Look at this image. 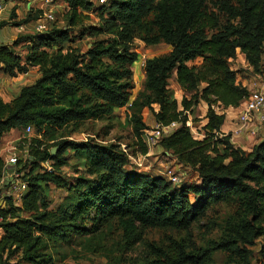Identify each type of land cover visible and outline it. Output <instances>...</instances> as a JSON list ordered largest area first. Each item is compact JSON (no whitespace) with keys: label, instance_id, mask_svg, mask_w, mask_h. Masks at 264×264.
Instances as JSON below:
<instances>
[{"label":"trees","instance_id":"16d2710c","mask_svg":"<svg viewBox=\"0 0 264 264\" xmlns=\"http://www.w3.org/2000/svg\"><path fill=\"white\" fill-rule=\"evenodd\" d=\"M64 4L63 27L38 35L39 47L50 52L32 47L22 64L10 47L0 45V71L9 77L26 74L29 66L39 68V77L19 89L10 102L0 98V144L5 134L26 126L38 136L30 139L27 148L29 160L23 178L28 189L21 207H14L5 197L4 208H0V264L15 258L23 264H50L51 257L44 252L46 241L57 243L72 234L91 237L82 244L87 248L96 238L102 250L112 227L120 232L116 243L126 253L142 242L144 230L160 226L188 230L217 203L232 204V213L221 239L212 247L172 241L167 249L148 247L132 264H212L214 252L226 256L225 264H252L251 247L260 238L258 253L264 264V136L250 151L242 150L230 141V133H221L225 115L212 108L214 104L237 108L249 95L236 84L235 72L229 67L237 51L253 72L264 74V0H110L99 7L89 0H64ZM91 9L101 17L109 15L105 27L113 40L96 42L84 53L71 48L63 51L70 31L82 25ZM13 10L16 7L9 10L12 19L16 16ZM39 14V10H29L15 25L33 22ZM138 30L143 34L138 35ZM135 38L149 45L163 42L171 48L144 67V90L149 94H139L130 114L137 152L148 153L141 138L146 127L140 110L156 104L158 111L153 115L157 124L180 123L160 140L161 148L179 164L192 168L199 185L172 189L159 177L123 172L127 159L112 146L61 141L54 145V156L43 149L39 139L43 126L45 131H57L70 122L95 119L125 106L129 89L118 82L122 78L119 71L135 60L129 53ZM104 58L113 65H105ZM196 59L202 60L200 66H186ZM173 73L186 91L199 82L205 84L198 97L182 98V110L167 97V79ZM86 97L88 102H84ZM199 100L207 105L202 140L185 127L187 118L183 116L192 113ZM66 149L88 164L87 173L94 179L80 177L75 185L64 181L58 170L65 164L62 153ZM46 162L50 170L42 166ZM3 165L0 153V187ZM49 183L69 193L55 211L47 210L42 193V186ZM190 194L193 203H189Z\"/></svg>","mask_w":264,"mask_h":264},{"label":"rangeland","instance_id":"374dc122","mask_svg":"<svg viewBox=\"0 0 264 264\" xmlns=\"http://www.w3.org/2000/svg\"><path fill=\"white\" fill-rule=\"evenodd\" d=\"M24 4L25 2H22L16 7V11L18 10L19 14L13 10L16 15L14 19L9 17L10 13L6 18H0V30L6 28L7 31V35L4 36V41L0 45L10 47L20 58L22 64L25 63V59L30 53L32 47H38L39 50L50 52L47 49L39 47V39L41 36L39 37L38 34L33 31L32 22L26 23L22 28L15 25V23L19 21L21 23L25 18L27 10L22 8ZM35 6L40 7L41 5L37 4ZM56 7H58V9H63L64 1L58 0ZM108 18L109 15L107 13H103L101 17L99 12H94L91 9L88 12V18L82 23V25L70 31V38L63 44V51H66L67 48H71L84 53L96 42L102 41L109 43L113 40V37L108 33L107 28L105 27V19ZM8 21L11 22L8 23ZM142 25H144V23ZM54 27H63L61 14L59 13H56ZM142 34L143 32L138 30V35ZM14 43H16V46H14ZM170 51L171 48L163 42L149 45L141 39L135 38L129 47V53L135 55V60L119 71L120 77L122 78H120L118 82L129 89V97L125 106L123 108L113 109L107 115L99 116L95 119H87L81 122H70L57 131H52L50 129L45 131L43 126L40 130L41 135H39V139H41L43 144V149H49V151L54 150V153L56 154L57 147L54 145L61 141L72 143L89 142L104 148L112 146L116 147L115 150L122 153L127 159L126 165L122 168L123 172H132L149 177H159L170 184L172 189H181L185 186L199 185L197 174L192 168L179 164L170 152H166L161 148L159 144L160 141L155 144L150 142L153 130L157 124L153 115L154 112L158 111V106L156 104H151L140 110V116L146 127L141 133V138L148 148V153L144 156L137 152L136 141L134 140L132 125L130 123L132 104L139 94L143 92L149 94L144 90V67L146 62L150 59L161 58L162 56L167 55ZM102 61L105 65H113V63L106 58ZM201 62V59H196L193 62L186 63V66H200ZM228 63L230 69L235 72L236 84L245 87L249 92H252L255 89V84L257 85L264 80V74L253 72V69L249 67L244 60V55L239 51H237L236 56L229 60ZM38 77L39 68L32 66L28 67L26 74H19L15 78L9 77L0 71L2 99L10 102L11 100L9 99L11 98V94L14 93L16 87L18 88L16 94H18L19 89L33 83ZM4 81L7 83L5 86L3 84ZM203 87H205V84L199 82L195 85L193 90L186 91L176 82L175 74L173 73L170 78L167 79V97L169 101L175 100L178 104V109L182 110L180 106L182 98L185 97L187 100H190L192 97H198ZM83 99L84 102L89 101V98L87 97ZM195 104L196 105L191 108L192 113L186 112L183 116L187 118L186 122L190 123L191 128L188 129L193 137L197 140H202L204 130L199 113L202 111L200 106L203 107V104L205 103L199 100L197 103L195 102ZM212 108L217 114L223 113L225 116H227V114H232L233 117L237 119L238 114L241 111V104L233 109L221 108L216 104H214ZM251 123H253V117L250 124ZM237 124L238 127L242 129V133H249L253 129L250 128L246 131L248 125L242 126L238 122ZM260 130L261 129L258 128L257 131L252 134V138L248 143H246L247 141L245 139H236V141L240 142L239 145L236 146L241 149L242 146L245 149L251 148V144L255 140L259 141L261 138L262 135L260 134ZM35 133H32L29 138L36 137L38 139V136H36ZM24 138L25 135L23 134V130H18L14 134L2 138L1 149L11 143L15 146ZM230 141L232 142V140ZM0 153L4 158V151H0ZM62 157L65 160V164L60 167L58 172L63 178H65L64 181L68 183V185H75L77 178L80 177L89 179L95 178L94 176L88 175V164L83 160L77 159L75 157V152L72 149H66L62 153ZM170 172H174L176 177H178L176 183L169 182L170 177H168V175ZM2 188L7 190V188ZM42 188L43 196L48 204V211H55L58 207L63 205L69 194L66 188L57 187L52 183L47 185L44 184ZM5 190H0V208L4 205L3 201L6 196ZM194 201V197L190 194L189 203H193ZM231 213L232 204L217 203L210 207L203 219L192 224L188 230H174L167 226L146 229L143 231L142 242L136 245L133 250L126 253H122L121 248L116 243L120 232L117 231L115 227H112V229L110 228V232H106L102 250L99 248L102 244H100V242L97 243L96 238L92 241L93 245L87 248V246L84 247L82 244L91 237H79L72 234L64 241L62 240L57 243L46 241L44 244V252L51 257L50 264H111L118 258L123 259L121 264H132V262L136 261L144 251L148 250V247L167 249L172 241H185L186 243L190 241L194 243L196 247L210 248L221 239L224 224ZM21 216H27V214H21ZM85 226L89 227V224L86 223ZM106 230L107 228L105 231ZM261 242H263L262 238L256 240L255 245L251 247V250L253 251L252 264H261L262 258L258 253ZM19 262L23 264L19 259L15 258L10 260L7 264H16ZM225 262L226 256L223 253L214 252L212 264H225Z\"/></svg>","mask_w":264,"mask_h":264},{"label":"built area","instance_id":"2783aa9c","mask_svg":"<svg viewBox=\"0 0 264 264\" xmlns=\"http://www.w3.org/2000/svg\"><path fill=\"white\" fill-rule=\"evenodd\" d=\"M37 1L38 3L41 4V6L40 7L29 6V8H27V12L29 10L40 11L39 16L32 23H33V31L38 35H42L48 33L51 29L55 28L54 24L56 22V13L62 15V12L66 8V5L64 4L63 9H58V7H56L58 0H37ZM89 1L95 7H99L106 5L110 0H89ZM22 2H25V0L8 1V3H10L11 5V8L17 7ZM2 9H3V4L2 1H0V10ZM22 27L23 25L20 26V28ZM263 110H264V87L258 86L252 92H249L248 97L241 104V111L238 114L237 122L240 123L242 126H246V125L249 126L250 122L252 121V116L255 113H260ZM185 124L187 128H191L189 122H186ZM179 126L180 123L177 122H172L167 126L156 124L150 142L152 144L157 143L162 138L169 136ZM32 133H33V128L31 126H26L23 129V134L25 135V138L22 141H19L15 146L11 143L5 149L2 150L4 151V158H3L4 165H3V179L1 181L0 190H5L2 187L7 188V190H5L6 193L5 197H9L12 201L13 206L17 208L21 207V199L28 189L27 181L23 178V176H24V172L27 170L26 166L28 165V160H29L27 148L30 145L29 136ZM20 145H23L24 147L20 148L19 147ZM42 166L47 170H50V165L48 162L43 163ZM168 177H170L169 182L171 183L172 182L176 183L178 181V177H176L174 172H170ZM1 208H4V205ZM2 221L3 220L0 217V224L2 223Z\"/></svg>","mask_w":264,"mask_h":264},{"label":"crops","instance_id":"0c3cea01","mask_svg":"<svg viewBox=\"0 0 264 264\" xmlns=\"http://www.w3.org/2000/svg\"><path fill=\"white\" fill-rule=\"evenodd\" d=\"M2 1V4H3V9L0 10V18H6L9 14V10L11 8V5L10 3H5L3 0H0ZM41 5L40 3H38L37 0H25V4L23 5L22 8H25V10H27V8H29V6H34L36 7L35 5ZM18 13V10L16 11ZM19 14V13H18ZM11 21H8V23H10ZM7 35V31H6V28L3 29V30H0V44L4 41V36ZM4 86L7 84L6 81L3 82ZM1 86V85H0ZM260 86V87H264V80L261 81V83H258L257 85L255 84V89ZM17 87L14 89V93L11 94V98L9 100H11L13 97H15L16 95V91H17ZM1 92H2V88L0 87V98L2 99L1 97ZM4 102H9V101H5L4 99H2ZM177 100V99H176ZM200 108H202V111L199 113V116L201 118V122H202V125H205L206 123V120L204 119L205 117V114H206V110H207V106L205 104H203V107L200 106ZM228 109H233V108H228ZM253 123H251L246 131H248L250 128H253L251 130V132L249 133H242V129L240 127H238V124H237V119H235L233 117L232 114H227V116H225V121H224V124L221 126V133L226 135L228 133L231 134V140H232V143L235 144V145H239L240 142L236 141V139H245L248 143L251 138H252V134L255 133L257 131V129H261L260 130V134L262 136H264V110L261 111L260 113H255L253 116ZM234 118V120H233ZM15 132H17V130H12L10 131L9 133L5 134L3 136V138H5L6 136L8 135H12L14 134ZM12 142V141H11ZM257 141L255 140L252 144H251V147L256 144ZM7 146L3 147V149H5ZM2 148V144H0V151H2L3 149ZM242 149L244 150H247V151H250L251 148L249 149H245L243 146H242Z\"/></svg>","mask_w":264,"mask_h":264},{"label":"water","instance_id":"95a60500","mask_svg":"<svg viewBox=\"0 0 264 264\" xmlns=\"http://www.w3.org/2000/svg\"><path fill=\"white\" fill-rule=\"evenodd\" d=\"M50 153H51V155H52V156H54V155H55V153H54V150H51V152H50Z\"/></svg>","mask_w":264,"mask_h":264}]
</instances>
